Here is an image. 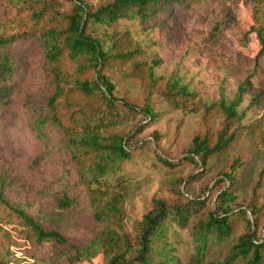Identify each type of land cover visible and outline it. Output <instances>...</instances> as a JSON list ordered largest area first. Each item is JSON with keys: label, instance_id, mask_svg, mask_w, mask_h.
I'll use <instances>...</instances> for the list:
<instances>
[{"label": "rangeland", "instance_id": "obj_1", "mask_svg": "<svg viewBox=\"0 0 264 264\" xmlns=\"http://www.w3.org/2000/svg\"><path fill=\"white\" fill-rule=\"evenodd\" d=\"M81 1L94 7L109 0ZM41 3L50 4L61 14L73 7L71 0H0V37L17 36L10 48L13 73L0 94L3 199L27 213L44 230H58L79 248L98 239L105 229L93 219L98 200L122 195L124 229L133 245L139 240L143 217L152 210L154 199L179 207H185L190 199L201 200L203 207L186 227L170 219L165 222V244L154 243V259L164 250L181 264H205L223 260L247 230L245 218L236 214L231 218V236L221 243H210L203 261H196L197 243L191 226L214 210L216 198L229 187L237 197L233 212L247 210L252 203L261 208L256 237H263L264 177L255 193L253 190L264 167V152L256 137L243 131L226 153L210 158L206 167L195 165L187 153L195 133L204 129L203 111L194 104L173 108L157 91L167 82L178 80L203 101H215L221 94L232 99L245 81L249 93L264 87V52L256 58L261 45L255 32L264 25V0L193 2L187 8L175 7L172 20L163 26L156 24L146 30L140 22L126 19L111 27L92 26L100 38L111 31H130L143 50L146 63H159L154 69L157 82L151 95L155 117L147 120L142 114L118 108L112 116L98 112L86 124L76 113L63 120L71 133L48 121V101L58 86H70L71 64L66 60L62 67H56L44 55L40 36L49 25L32 17L33 9ZM126 68L118 66L106 70L105 75L116 86V98L141 106L147 80L126 77ZM249 100L244 97L242 108ZM247 116L249 120L261 118L264 126V96L259 106L248 110ZM207 120L213 132L223 122L220 113L211 114ZM84 129H92L103 137L123 136L130 146L129 158L117 162L98 181L90 177V162L74 157L70 137ZM234 162L237 169L232 181L223 180L225 174L231 173ZM62 202L67 204L62 206ZM247 217L252 220L249 212ZM26 232L22 220L0 202V264H70L60 247L53 242L37 245ZM110 257L107 250L100 249L90 260L71 264H104Z\"/></svg>", "mask_w": 264, "mask_h": 264}, {"label": "trees", "instance_id": "obj_2", "mask_svg": "<svg viewBox=\"0 0 264 264\" xmlns=\"http://www.w3.org/2000/svg\"><path fill=\"white\" fill-rule=\"evenodd\" d=\"M71 1L73 7L67 14L56 12L50 4L45 3H41L32 12V17L36 21L45 22V26L49 25L40 36L45 57L56 67H62L63 61L66 60L72 66L69 65L70 86L68 84L61 88L58 86L56 94L48 101L50 111L48 121L71 133V128L66 127L63 120L66 115L72 117L76 113L83 117L86 124L96 113L102 112V115L112 116L118 108L129 113L142 114L147 120L154 119L151 95L157 82L154 69L159 63H146L144 52L130 31H111L100 38L95 35V28L92 26L111 27L112 24L126 19L140 22L145 27L143 30H146L156 24L163 26L165 21L172 20L171 11L175 7L187 8L193 2L205 0H109L94 7L86 6L81 0ZM255 32L261 45V50L256 56L258 58L264 52V25L255 29ZM16 39L17 36L14 35L0 37V94L13 73L10 48ZM124 65L127 66L124 74L126 77H143L147 80L146 97L141 106L131 104L123 98H116L114 96L116 86L112 79L105 75L106 70ZM56 75L59 76L57 72ZM157 93L173 108L184 109L189 104H194L203 111L204 129L195 133L187 153L189 161L195 165L206 167L210 158L226 153L243 131L253 134L264 152L262 119L249 120L247 116L250 108L259 106L261 97L264 96V87L258 88L256 93H249L248 82L245 81L238 86L232 99L228 100L221 94L218 100L203 101L197 92L182 85L178 80H171L163 89L158 88ZM245 96L250 97V100L242 108ZM213 113H220L223 118L216 132L211 130L207 120ZM70 139L73 143L74 157L90 162V177L95 181L117 162L130 156V146L123 136L103 137L92 129H84ZM236 169L234 162L230 166L231 173L225 174L222 179L232 181ZM263 177L264 167L259 174L254 193L260 187ZM178 184L181 185L182 182ZM177 193L180 194V191ZM236 198L232 188L227 187L216 198L214 210L192 224V237L197 243L195 259L198 263L203 261L210 243H221L231 236V218L241 214L245 218L246 232L237 238L223 260L205 264H237L240 261L244 264H262L264 236L256 237L262 219L261 208L252 203L247 210L233 212ZM0 202L7 205L22 220L28 238L37 245L53 242L65 252L70 264L88 261L93 257V253L100 249H105L111 254L110 259L104 264H181L175 256L162 252L164 250H161L155 260L154 243L158 242L162 246L165 244L164 231L167 220L186 227L189 219L203 207L201 200L190 199L185 207H179L166 206L162 201L154 199L152 210L143 217L139 240L133 245L124 229L125 210L122 195H111L106 200H98L93 210L94 221L104 225L105 229L98 239L88 243L85 248H79L71 244L58 230H44L23 210L6 202L1 192ZM66 204L62 202L60 205ZM247 212L250 213L252 220L247 217Z\"/></svg>", "mask_w": 264, "mask_h": 264}]
</instances>
